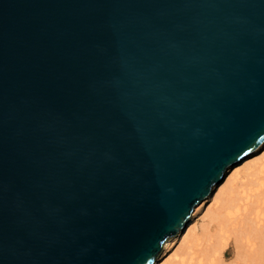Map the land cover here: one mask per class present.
I'll list each match as a JSON object with an SVG mask.
<instances>
[{"label": "water", "instance_id": "water-1", "mask_svg": "<svg viewBox=\"0 0 264 264\" xmlns=\"http://www.w3.org/2000/svg\"><path fill=\"white\" fill-rule=\"evenodd\" d=\"M264 144V0H0V264H155Z\"/></svg>", "mask_w": 264, "mask_h": 264}, {"label": "bare ground", "instance_id": "bare-ground-1", "mask_svg": "<svg viewBox=\"0 0 264 264\" xmlns=\"http://www.w3.org/2000/svg\"><path fill=\"white\" fill-rule=\"evenodd\" d=\"M155 264H264V144L228 168Z\"/></svg>", "mask_w": 264, "mask_h": 264}, {"label": "rangeland", "instance_id": "rangeland-1", "mask_svg": "<svg viewBox=\"0 0 264 264\" xmlns=\"http://www.w3.org/2000/svg\"><path fill=\"white\" fill-rule=\"evenodd\" d=\"M233 260H234V257H233V255H232V256L229 257V260H228L227 262L230 263V262H233Z\"/></svg>", "mask_w": 264, "mask_h": 264}]
</instances>
